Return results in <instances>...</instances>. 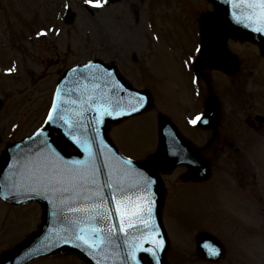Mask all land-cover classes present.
<instances>
[{"label":"water","instance_id":"water-1","mask_svg":"<svg viewBox=\"0 0 264 264\" xmlns=\"http://www.w3.org/2000/svg\"><path fill=\"white\" fill-rule=\"evenodd\" d=\"M237 2L238 0H213L215 14L204 16L201 23L203 50L216 48L217 46L211 44L222 43L224 37L231 35L257 42L264 54V31H256L258 25L255 23L253 27H248L245 23L236 21L234 12L241 11L234 8ZM71 17L69 14L67 20ZM205 43L210 47L205 46ZM69 76L73 80L77 95L82 100H78L76 104H80L87 111V119L82 122L84 124L81 126L78 124L71 132L75 136L61 135L48 126L45 137L41 135L44 133L43 128L28 140L18 144L14 158L10 155L9 149L4 150L0 157V195L13 203L38 199L46 209V222L41 232L14 250L2 253L0 264H20L38 253L55 254L65 251L76 254L88 264H137L135 263L137 250L134 244L139 233L149 229L159 240L155 231H162V235H165L161 223L163 202L161 182L158 180L153 184L157 198L152 196L150 183L147 186L144 184L145 179L149 181L148 175L155 172L154 165L157 164L158 159L162 163L170 160L166 155L163 157V144L160 152L152 155L149 161L126 164L113 152L106 136L109 123L118 122L126 117L116 114L115 117L110 118L108 114L110 106L116 110L124 103L123 94L115 88L116 77L112 67L95 62L71 70ZM117 77L120 79L119 75ZM122 82L124 83L123 80ZM65 83L70 85L68 87L70 94L73 91L72 84L66 77L62 78L60 89ZM105 108L107 112L104 111ZM65 144H73L77 152H67L64 149ZM53 148L60 153L54 155L56 151L52 150ZM52 152L54 154H50ZM102 156L104 162L110 163L102 167L103 169L97 163ZM75 161L83 163L74 165ZM89 163L95 165V180L97 185L101 186L104 195L102 208L92 207L93 204L101 203L99 198L84 199V196L89 194L87 190H95L96 185L86 184L83 180L75 178L77 173L91 178ZM117 166L121 168L119 175L116 171ZM53 171L56 172L57 178ZM117 177H125L130 182L128 188L124 182L123 192L117 188V179H119ZM108 182L111 184L110 193L106 186ZM81 186L85 189L84 192H81ZM113 195L116 200L128 203L130 208L135 206L136 197H143L145 207L143 215L123 218L125 224H131V227L121 230V216L116 210L117 204L116 200L112 199ZM97 212L100 215H96ZM110 215L113 234L107 236L109 233L103 227L104 222L109 221ZM99 223L102 228H99ZM145 224L149 227L146 228ZM81 228L99 229L93 234L98 247H92L91 243L86 244L84 240L78 239V236L85 234L80 231ZM107 238L111 241H109V250L106 244ZM153 241L157 242L156 239ZM136 246H141V243ZM137 257L141 260L144 256L140 253ZM161 260L167 264L164 253L161 254ZM143 264L149 262L143 261Z\"/></svg>","mask_w":264,"mask_h":264},{"label":"rangeland","instance_id":"rangeland-1","mask_svg":"<svg viewBox=\"0 0 264 264\" xmlns=\"http://www.w3.org/2000/svg\"><path fill=\"white\" fill-rule=\"evenodd\" d=\"M146 4L152 6L150 14L154 19L156 17L155 8L163 7L166 0H119L107 5L100 3L99 6L95 0L93 3H89L88 0H0V36L3 39L7 35L8 28H11L10 32L17 23L15 18L10 17L12 15H16L19 21L22 18L21 15L29 10L43 9L44 19L47 20L55 10L61 15L66 5L75 14L72 23L68 25L61 21L58 25L53 24L59 27L58 30L54 28L50 31L56 36H52L50 41H42L40 48L36 49L38 50L36 55H32L29 60L30 64H26V69L22 70L19 76L17 74L3 75L0 72V96L5 97L6 100V107L0 115V143H4L3 141L12 133L19 138L40 124L49 104L48 97L52 79L63 63L80 61L91 57L92 54L102 57L111 55L123 64L122 70L126 74L137 78L138 71H142L143 68H136L130 55L137 50L140 52L150 47V43L143 46L144 39L148 36L144 27V16L148 9ZM185 4L186 12L193 18L207 7L204 0H187ZM40 16L39 12L38 17ZM158 27L164 29L165 24L161 22ZM180 31L179 28L174 27L171 32L179 35ZM130 35L135 37V42H129L128 45L125 41ZM185 37L191 38L189 28L185 32ZM129 52H131L130 55ZM251 55L253 58L258 57L252 51ZM150 62H147V65ZM243 62L246 67L242 72H245L249 68L250 61L246 63L243 60ZM260 64L264 77V59L261 58ZM147 65L143 64V67L149 70L151 63L149 68ZM169 69L170 73L166 76L170 80L167 82H172L176 78V71L174 66L169 65ZM255 70L259 75L257 68ZM178 77L181 75L179 74ZM156 83L161 84L159 79ZM157 87L160 89L159 85ZM181 96L183 92L179 93L175 89L169 90L167 96L159 91L162 108L172 115L178 110ZM258 105L264 106V104ZM15 122L17 123L16 132L9 133V125ZM152 124L151 117H147L136 124L123 126L120 135L117 136L119 145L129 153L140 154L142 149L149 144L148 129ZM252 151L254 155L250 154V156L255 160L257 172L261 176L256 189L264 198V144H259L258 141ZM174 176L171 174L166 177L170 185H174ZM235 186L228 179L220 182V176H218L210 181L177 186L172 189L167 209L171 216L167 214L165 222L170 233L174 234L172 248L177 253L178 249L189 248L190 239L187 238L189 237L187 230L193 225L220 229L222 233H227L228 238L233 241L243 240L246 237L240 234L238 238L241 232L238 225L250 224L252 216L248 208L253 204L240 191L234 190ZM30 208L33 209L30 210ZM39 213L36 205L35 207L32 205L10 208L9 205L0 202V247L8 249L34 231L39 221ZM254 238H259V232L254 234ZM235 247H238V250L234 249L236 253L230 258L232 260L230 264H264V254H259V248L257 257L252 253L250 258H247L243 254V245L239 244ZM190 257L192 254L187 253L186 262L189 263ZM64 259L45 260L44 264H66ZM35 264H40V262Z\"/></svg>","mask_w":264,"mask_h":264},{"label":"snow or ice","instance_id":"snow-or-ice-1","mask_svg":"<svg viewBox=\"0 0 264 264\" xmlns=\"http://www.w3.org/2000/svg\"><path fill=\"white\" fill-rule=\"evenodd\" d=\"M89 3H93V0H88ZM103 0H95V3L97 6H99L100 3H102ZM234 8L239 9L241 11L239 12H234V18L238 23H245L248 27H253V24L255 23L258 25L256 27V31H264V0H238V2L234 5ZM39 34V33H38ZM11 71V69H9ZM57 96H59V90L57 91ZM57 108V103L54 100L53 105H52V111L49 112L48 115V121H51L53 119V112ZM133 111L135 110L134 108L132 109ZM105 112H107V109H104ZM111 114V113H109ZM117 115H120L121 113H116ZM201 117L197 116L195 119L191 121V123L195 124L198 120H200ZM83 162L75 161L73 162L74 165L77 164H82ZM126 164H131L132 161L128 160L125 162ZM88 167L91 170V178L85 177L80 174H76L75 178L83 180L84 183L86 184H92L96 185L95 190L88 189L87 195L84 196L85 200H92L94 198H99L101 203L100 204H93V208H102L103 207V200H104V195L103 192L101 191V186L97 185V181L95 180V165L93 163H89ZM150 183L147 179L144 180L145 186ZM111 187V184L109 185ZM85 189L83 186H81V192H84ZM121 192H123V189H120ZM113 200H116L115 195L112 197ZM117 204V212L121 216V230H124L126 227H131V224H125L124 217H130L134 218L137 216H142L143 213L145 212V207H144V202H143V197L138 196L136 197V204L134 207L130 208L129 204L126 203L123 200H116ZM109 212L111 211L110 209L108 210ZM148 212L150 214V209H148ZM96 215H100L99 212L96 213ZM143 223V221H141ZM145 227H149V225L145 224ZM80 231L82 233H85L83 235L78 236V239L84 240L86 244L91 243L92 247H98V242L94 239L93 234L98 232L99 229L95 228H81ZM162 246V245H161ZM212 254H216L215 250H213Z\"/></svg>","mask_w":264,"mask_h":264},{"label":"flooded vegetation","instance_id":"flooded-vegetation-1","mask_svg":"<svg viewBox=\"0 0 264 264\" xmlns=\"http://www.w3.org/2000/svg\"><path fill=\"white\" fill-rule=\"evenodd\" d=\"M201 87V86H200ZM204 102V99H203ZM253 107V104L250 103L248 105V108L251 109ZM196 110H198V106L195 107ZM249 116V119H244L245 126L252 128L250 126H254V122L252 121L251 114L248 113L245 115V118ZM237 136H230L227 131L224 130V127H219L217 130L214 131L212 136V143L216 141V146L220 148V150H227L228 148L232 151H238L239 150V142L241 141V138L244 136L243 131H239L237 133ZM206 142V140H205Z\"/></svg>","mask_w":264,"mask_h":264}]
</instances>
